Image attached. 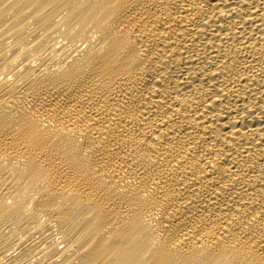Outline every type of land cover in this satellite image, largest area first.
<instances>
[{"label": "bare ground", "instance_id": "1", "mask_svg": "<svg viewBox=\"0 0 264 264\" xmlns=\"http://www.w3.org/2000/svg\"><path fill=\"white\" fill-rule=\"evenodd\" d=\"M0 264H264V0H0Z\"/></svg>", "mask_w": 264, "mask_h": 264}]
</instances>
